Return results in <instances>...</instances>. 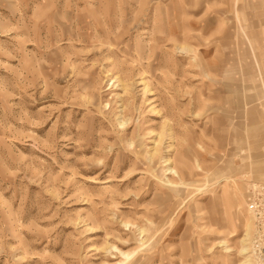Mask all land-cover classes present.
I'll return each instance as SVG.
<instances>
[{
	"label": "rangeland",
	"instance_id": "obj_1",
	"mask_svg": "<svg viewBox=\"0 0 264 264\" xmlns=\"http://www.w3.org/2000/svg\"><path fill=\"white\" fill-rule=\"evenodd\" d=\"M0 264H264V0H0Z\"/></svg>",
	"mask_w": 264,
	"mask_h": 264
}]
</instances>
